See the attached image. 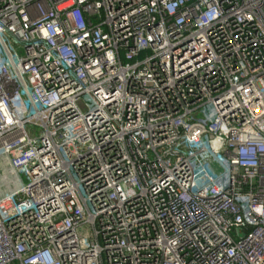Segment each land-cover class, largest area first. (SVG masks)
I'll return each mask as SVG.
<instances>
[{"label":"built area","instance_id":"2783aa9c","mask_svg":"<svg viewBox=\"0 0 264 264\" xmlns=\"http://www.w3.org/2000/svg\"><path fill=\"white\" fill-rule=\"evenodd\" d=\"M0 264H264V0H0Z\"/></svg>","mask_w":264,"mask_h":264},{"label":"rangeland","instance_id":"374dc122","mask_svg":"<svg viewBox=\"0 0 264 264\" xmlns=\"http://www.w3.org/2000/svg\"><path fill=\"white\" fill-rule=\"evenodd\" d=\"M21 179H22V183H27L28 182L27 178L24 177V176H22ZM82 230H83L84 233H86V238L87 239H89L92 236V231L90 230L89 227H84Z\"/></svg>","mask_w":264,"mask_h":264},{"label":"snow or ice","instance_id":"6c2138e0","mask_svg":"<svg viewBox=\"0 0 264 264\" xmlns=\"http://www.w3.org/2000/svg\"><path fill=\"white\" fill-rule=\"evenodd\" d=\"M257 211H259V209H257Z\"/></svg>","mask_w":264,"mask_h":264}]
</instances>
